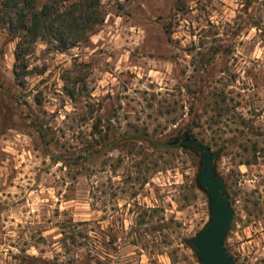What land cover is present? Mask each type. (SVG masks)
I'll use <instances>...</instances> for the list:
<instances>
[{"label": "rangeland", "instance_id": "rangeland-1", "mask_svg": "<svg viewBox=\"0 0 264 264\" xmlns=\"http://www.w3.org/2000/svg\"><path fill=\"white\" fill-rule=\"evenodd\" d=\"M100 2L75 47L29 45L22 78L0 24V264H200V160L169 146L193 118L225 248L264 264V0Z\"/></svg>", "mask_w": 264, "mask_h": 264}, {"label": "trees", "instance_id": "trees-1", "mask_svg": "<svg viewBox=\"0 0 264 264\" xmlns=\"http://www.w3.org/2000/svg\"><path fill=\"white\" fill-rule=\"evenodd\" d=\"M103 20L100 0H0V24L7 27L11 38L17 39L15 58L19 62L16 64L19 78L25 73L23 55L29 45L40 40L64 52L86 40ZM198 126L199 118H193L187 129L192 131ZM40 134L44 137L42 132ZM181 149L200 160L195 149L188 146ZM216 153H213V160ZM191 249L199 262L196 251Z\"/></svg>", "mask_w": 264, "mask_h": 264}, {"label": "water", "instance_id": "water-1", "mask_svg": "<svg viewBox=\"0 0 264 264\" xmlns=\"http://www.w3.org/2000/svg\"><path fill=\"white\" fill-rule=\"evenodd\" d=\"M180 142L177 138L169 146L195 149L200 156V169L196 177L199 190L208 200L209 219L193 237L186 240L198 256L200 264H236L225 248V240L234 217L223 178L213 169V153L202 142L191 137L188 131Z\"/></svg>", "mask_w": 264, "mask_h": 264}, {"label": "flooded vegetation", "instance_id": "flooded-vegetation-1", "mask_svg": "<svg viewBox=\"0 0 264 264\" xmlns=\"http://www.w3.org/2000/svg\"><path fill=\"white\" fill-rule=\"evenodd\" d=\"M183 134V133H182ZM182 134H180V135H178L176 138L178 139V141L180 142L181 140H183V135ZM174 140V139H173Z\"/></svg>", "mask_w": 264, "mask_h": 264}]
</instances>
